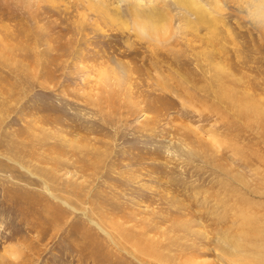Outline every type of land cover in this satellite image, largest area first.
Returning <instances> with one entry per match:
<instances>
[{"label": "rangeland", "instance_id": "obj_1", "mask_svg": "<svg viewBox=\"0 0 264 264\" xmlns=\"http://www.w3.org/2000/svg\"><path fill=\"white\" fill-rule=\"evenodd\" d=\"M195 1L0 0V264H264V19Z\"/></svg>", "mask_w": 264, "mask_h": 264}, {"label": "bare ground", "instance_id": "obj_2", "mask_svg": "<svg viewBox=\"0 0 264 264\" xmlns=\"http://www.w3.org/2000/svg\"><path fill=\"white\" fill-rule=\"evenodd\" d=\"M136 1L137 2L139 1L138 3H140V6H144V5H147L148 2L150 3L155 0H136ZM177 1L180 4H185V6L195 5L196 8L193 7L194 9H191V10H193V12H196V13L197 12L200 14L202 13V11L200 10L202 8L201 4L197 3L195 0H177ZM223 1L225 3H230L234 1V3H236L237 9H239V11L243 13L245 12L246 14H248L250 18L253 19L252 21H257V23H259V20L264 19V0H223ZM230 5H233V4H230Z\"/></svg>", "mask_w": 264, "mask_h": 264}]
</instances>
